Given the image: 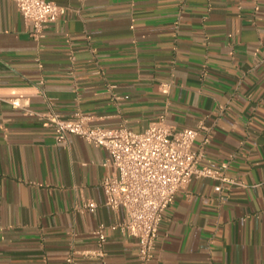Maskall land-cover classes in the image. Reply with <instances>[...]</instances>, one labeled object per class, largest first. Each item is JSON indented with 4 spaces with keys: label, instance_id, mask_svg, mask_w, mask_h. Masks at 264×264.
<instances>
[{
    "label": "crops",
    "instance_id": "obj_1",
    "mask_svg": "<svg viewBox=\"0 0 264 264\" xmlns=\"http://www.w3.org/2000/svg\"><path fill=\"white\" fill-rule=\"evenodd\" d=\"M51 1L65 13L37 41L0 0V264H139L136 241L108 229L124 216L104 206L108 154L58 142L49 112L197 130L199 167L218 178L177 192L150 264H264V0Z\"/></svg>",
    "mask_w": 264,
    "mask_h": 264
},
{
    "label": "built area",
    "instance_id": "obj_2",
    "mask_svg": "<svg viewBox=\"0 0 264 264\" xmlns=\"http://www.w3.org/2000/svg\"><path fill=\"white\" fill-rule=\"evenodd\" d=\"M13 2L22 19L31 26L30 36L37 41L65 13L64 7L51 0ZM11 104L20 106L18 101ZM39 119L52 130L58 142L75 136L106 151L110 171L101 182L104 206L124 213L123 219L108 229L136 241L139 264L151 263L164 212L173 204L177 192L193 180L218 178L217 171L199 167L202 154L193 149L198 131H175L165 124L163 117L140 133L125 127H93L80 113L64 119L49 112ZM96 208L93 201H86L82 206L83 211L91 213ZM93 234L97 241L93 256L102 258L106 242L104 227L98 226ZM71 261L68 259L67 263Z\"/></svg>",
    "mask_w": 264,
    "mask_h": 264
}]
</instances>
